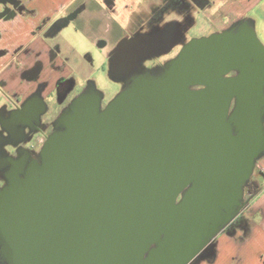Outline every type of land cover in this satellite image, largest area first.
Here are the masks:
<instances>
[{"label": "water", "instance_id": "water-1", "mask_svg": "<svg viewBox=\"0 0 264 264\" xmlns=\"http://www.w3.org/2000/svg\"><path fill=\"white\" fill-rule=\"evenodd\" d=\"M263 107L264 47L247 28L190 41L165 77L138 80L103 111L83 98L44 145L41 175L0 193L3 256L191 263L233 218L225 209L264 148Z\"/></svg>", "mask_w": 264, "mask_h": 264}, {"label": "crops", "instance_id": "crops-1", "mask_svg": "<svg viewBox=\"0 0 264 264\" xmlns=\"http://www.w3.org/2000/svg\"><path fill=\"white\" fill-rule=\"evenodd\" d=\"M207 1L202 7L212 17L208 36L247 28L264 43V0ZM144 3L0 0V161L20 157L9 156L3 149L7 144L22 150L34 141L31 146L39 148L46 136L42 121L62 120L87 96L103 99L106 66L119 63L121 44L135 42L137 27L132 23L145 15ZM83 54L92 60L78 63L76 57ZM84 85L88 90L67 104L68 97ZM39 106L42 112L33 119ZM262 124L264 130V119ZM0 172L6 177V169ZM252 175L254 189L189 264H264V148L256 155Z\"/></svg>", "mask_w": 264, "mask_h": 264}, {"label": "rangeland", "instance_id": "rangeland-1", "mask_svg": "<svg viewBox=\"0 0 264 264\" xmlns=\"http://www.w3.org/2000/svg\"><path fill=\"white\" fill-rule=\"evenodd\" d=\"M207 2V0H145L143 7L145 15L136 17L132 24H135L137 27L136 34L134 35L135 42H147L151 50H144L139 55L130 57L127 50L133 42L127 46H125L126 42L121 44L119 52H121L122 58L120 57L118 64L116 61L112 66L109 62L106 66L109 74H103V83H101L103 87V99L98 101L95 96L87 97L95 98L98 102L99 110L103 111L138 80L161 79L165 77L170 71L173 62L179 56L182 48L187 43L192 40L210 37L208 33L210 32L209 29H211L210 20H212V17L209 15L207 9H205L206 6L202 7L207 4ZM195 18L197 23L194 25L193 22ZM129 36L131 37V34L127 33L126 37ZM256 37L258 38L257 35ZM258 40L264 47L263 40L259 38ZM108 44L109 42L105 45L107 46ZM84 58L88 61L92 60L91 56L85 57V54L76 57L80 64L84 61ZM82 88H78V90L74 91L71 96L68 97L67 104L77 99L76 97L85 91L84 89H86L87 86L84 85ZM72 106L73 105L69 107L71 108ZM233 108L234 103L231 105L230 112H232ZM72 110L73 108H71V111ZM68 116L70 115L64 113V118L62 120V117H59L52 122L42 121L41 132L46 136L42 139L39 148L31 146L33 143L36 145L33 141L32 144L29 143L27 146L21 147L22 150H17L10 144H7L3 149L9 156L14 157L20 155L18 154L19 151L23 152L27 150L30 157L37 160L41 165L43 161L42 150L44 145L52 134L66 129V118ZM262 119H264V107L262 109ZM233 129L235 131L234 126ZM32 147L35 150H33ZM5 179L4 172H0V187L6 182ZM254 187L253 175L251 174L243 185L242 196L238 201V205L231 207V212L244 203L247 194L250 193ZM0 264H9V262L3 259Z\"/></svg>", "mask_w": 264, "mask_h": 264}, {"label": "flooded vegetation", "instance_id": "flooded-vegetation-1", "mask_svg": "<svg viewBox=\"0 0 264 264\" xmlns=\"http://www.w3.org/2000/svg\"><path fill=\"white\" fill-rule=\"evenodd\" d=\"M144 50L145 51L151 50V47L147 44V42H133L127 51H128V54L130 57H135V56L139 55L140 53H142ZM236 74H237V72L233 73L231 76H234ZM194 89H199V88H194ZM72 114H73V112H72ZM72 114L66 118V128H67V125L69 123V119L72 116ZM42 159H43V157H42ZM42 166H43V161H42V164L40 165L37 160L30 157V155L28 154V151H25L23 154H20V157L15 161H12L11 159H6L3 161H0V170L6 169V172H7L6 173V179H5L6 182L4 183V185L3 184L1 185L2 187H0V193L8 187H13V188L16 187V183L18 181L27 178L29 175L30 176L31 175L32 176L33 175L40 176ZM185 192L181 195V198L184 196ZM230 208L225 209L227 214H232L235 211L234 210L233 212H231ZM209 224L214 225V223L211 221L209 222ZM214 237L215 236H213L211 238V240L208 241V243H204V242L209 237L207 235L203 237V239L199 243V248H200L199 253H201L203 250H205L208 247V245L211 243V241L213 240ZM162 238H163V236H162ZM159 247H160V243H156V244L152 245L151 248L149 249V251L145 254V257L147 258L149 256V253L153 249H158ZM3 259L7 260L3 256L2 251H1V247H0V263H2Z\"/></svg>", "mask_w": 264, "mask_h": 264}]
</instances>
